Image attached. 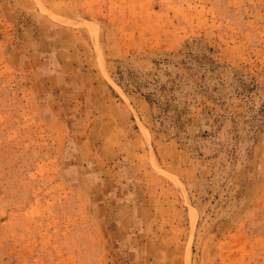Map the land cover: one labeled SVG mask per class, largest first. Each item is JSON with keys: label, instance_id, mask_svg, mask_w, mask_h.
<instances>
[{"label": "rangeland", "instance_id": "rangeland-1", "mask_svg": "<svg viewBox=\"0 0 264 264\" xmlns=\"http://www.w3.org/2000/svg\"><path fill=\"white\" fill-rule=\"evenodd\" d=\"M0 264H264V0H0Z\"/></svg>", "mask_w": 264, "mask_h": 264}]
</instances>
